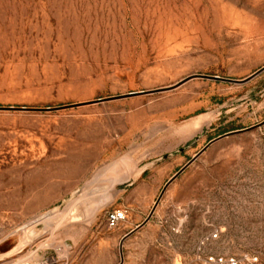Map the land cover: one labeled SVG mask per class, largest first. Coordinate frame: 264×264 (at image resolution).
<instances>
[{
	"label": "rangeland",
	"instance_id": "obj_1",
	"mask_svg": "<svg viewBox=\"0 0 264 264\" xmlns=\"http://www.w3.org/2000/svg\"><path fill=\"white\" fill-rule=\"evenodd\" d=\"M263 66L264 0H0V264L121 263L167 181L245 129L168 187L123 264H190L214 229L211 251L264 264V72L180 84Z\"/></svg>",
	"mask_w": 264,
	"mask_h": 264
},
{
	"label": "built area",
	"instance_id": "obj_2",
	"mask_svg": "<svg viewBox=\"0 0 264 264\" xmlns=\"http://www.w3.org/2000/svg\"><path fill=\"white\" fill-rule=\"evenodd\" d=\"M127 218L125 210H113L108 213V223L110 226H117ZM221 238L219 229L212 230L203 237L196 245L190 264H261L260 256L257 253H223L213 252L209 245L213 241Z\"/></svg>",
	"mask_w": 264,
	"mask_h": 264
},
{
	"label": "water",
	"instance_id": "obj_3",
	"mask_svg": "<svg viewBox=\"0 0 264 264\" xmlns=\"http://www.w3.org/2000/svg\"><path fill=\"white\" fill-rule=\"evenodd\" d=\"M262 72H264V66L262 68H260L259 70H257L255 73H253L252 75H250L249 77L245 78V79H230V78H224V77H221V76H218V75H207V74H195V75H192V76H189L187 77L186 79H184L180 84H183L191 79H194V78H201V79H209V80H221V81H226V82H231V83H245V82H248L250 81L251 79H253L254 77H256L257 75L261 74ZM162 89H157V90H153V91H136V92H131V93H128L126 95H119V96H114V97H109V98H100L94 102L96 103H102V102H106L108 100H116V99H123V98H128V97H133V96H138V95H141V94H147V93H150V92H159L161 91ZM77 104L75 105H67V106H61V107H55V108H52V107H49L47 109L49 110H52V109H60V108H64V107H71V106H76ZM13 108V107H12ZM0 109H5V107H1L0 106ZM22 109H27L26 107L25 108H22ZM245 130H249V129H245ZM245 130H236V131H231V132H228V133H225L213 140H211L200 152H198L186 165H184L177 173H175L166 183V185L164 186L159 198L157 199L154 207L152 208L150 214L148 215V217L145 219L144 222H142L140 225H138L135 229H133L132 231H130L129 233H127L122 241H121V245H120V251H121V255H122V262L120 264L123 263V244H124V241L130 237L132 234H134L136 231H138L139 229H141L142 227H144L150 220L151 218L153 217L157 207L159 206L165 192L167 191L168 187L191 165L193 164L211 145H213L214 143H216L217 141L231 135V134H235V133H239V132H243ZM167 157V156H166ZM165 157V158H166Z\"/></svg>",
	"mask_w": 264,
	"mask_h": 264
},
{
	"label": "bare ground",
	"instance_id": "obj_4",
	"mask_svg": "<svg viewBox=\"0 0 264 264\" xmlns=\"http://www.w3.org/2000/svg\"><path fill=\"white\" fill-rule=\"evenodd\" d=\"M204 121V120H203ZM202 121V122H203ZM198 122H200V124L202 123L201 121H198ZM199 124V123H198ZM204 124V123H203ZM23 258V257H22ZM33 260L34 259H32V258H30V259H27V260H21V261H19L18 263H12V264H34L33 263Z\"/></svg>",
	"mask_w": 264,
	"mask_h": 264
},
{
	"label": "crops",
	"instance_id": "obj_5",
	"mask_svg": "<svg viewBox=\"0 0 264 264\" xmlns=\"http://www.w3.org/2000/svg\"><path fill=\"white\" fill-rule=\"evenodd\" d=\"M122 256V255H121ZM123 260H124V258H123ZM122 262V261H121ZM120 264V263H119ZM123 264V263H122Z\"/></svg>",
	"mask_w": 264,
	"mask_h": 264
}]
</instances>
